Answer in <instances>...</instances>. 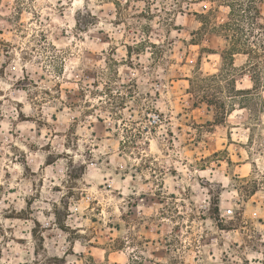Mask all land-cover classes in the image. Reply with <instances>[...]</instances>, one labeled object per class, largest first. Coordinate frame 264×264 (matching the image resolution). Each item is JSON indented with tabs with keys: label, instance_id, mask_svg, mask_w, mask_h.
<instances>
[{
	"label": "clouds",
	"instance_id": "clouds-1",
	"mask_svg": "<svg viewBox=\"0 0 264 264\" xmlns=\"http://www.w3.org/2000/svg\"><path fill=\"white\" fill-rule=\"evenodd\" d=\"M114 255L264 264V0H0V264Z\"/></svg>",
	"mask_w": 264,
	"mask_h": 264
},
{
	"label": "rangeland",
	"instance_id": "rangeland-1",
	"mask_svg": "<svg viewBox=\"0 0 264 264\" xmlns=\"http://www.w3.org/2000/svg\"><path fill=\"white\" fill-rule=\"evenodd\" d=\"M199 15V14H197ZM225 21L224 19L221 20L220 23ZM189 44L191 46V52L188 54V62L195 63L199 65L201 62L204 63V66L207 69H210L212 71H215L216 69L213 67V62L217 60H222L221 57L222 52L225 49H222L223 40L219 36H214L209 41L207 37L201 36L199 38L193 37L190 39ZM131 46H129V53H131ZM194 53V55L192 54ZM183 63V62H182ZM174 87L177 89H180L181 84L187 85L189 89L193 87H199V85H193L191 81L185 79H174L172 81ZM195 111H199V109H196ZM198 124H205L206 122L202 119L197 118ZM226 154V149H224L222 146L215 152H209L210 157H216L221 156L222 162L227 164V160H223V155ZM93 223L95 224L96 221L93 219ZM109 227H112L111 225ZM118 230V228H117ZM113 264H123L122 259L116 255L112 258Z\"/></svg>",
	"mask_w": 264,
	"mask_h": 264
},
{
	"label": "trees",
	"instance_id": "trees-1",
	"mask_svg": "<svg viewBox=\"0 0 264 264\" xmlns=\"http://www.w3.org/2000/svg\"><path fill=\"white\" fill-rule=\"evenodd\" d=\"M226 24H227V21H226V20L223 21L222 23H220V27H221V29H223V28L225 27ZM227 55H228V50L225 49V50L222 52L221 57H222L223 59H225V57H226Z\"/></svg>",
	"mask_w": 264,
	"mask_h": 264
}]
</instances>
